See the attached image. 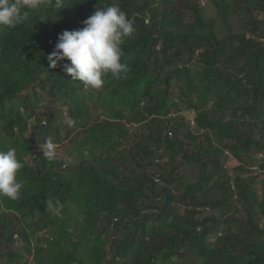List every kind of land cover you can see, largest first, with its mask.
<instances>
[{
    "label": "trees",
    "instance_id": "trees-1",
    "mask_svg": "<svg viewBox=\"0 0 264 264\" xmlns=\"http://www.w3.org/2000/svg\"><path fill=\"white\" fill-rule=\"evenodd\" d=\"M208 2L64 0L0 28V151L24 164L0 264H264V0ZM112 3L129 71L97 90L49 67L58 34Z\"/></svg>",
    "mask_w": 264,
    "mask_h": 264
},
{
    "label": "clouds",
    "instance_id": "clouds-1",
    "mask_svg": "<svg viewBox=\"0 0 264 264\" xmlns=\"http://www.w3.org/2000/svg\"><path fill=\"white\" fill-rule=\"evenodd\" d=\"M52 6L62 9L64 0H0V28H16L29 21L31 13ZM82 25L79 29L64 30L58 34L55 49L47 59L49 67L53 69L61 61H69L62 65L67 75L85 87L98 90L103 87L109 74L118 77L129 71L128 65L122 62L121 46L125 38L134 33V23L119 4L112 3L96 8ZM74 123V120L68 121L69 125ZM55 148L49 138L43 146V155L54 160ZM23 168L16 148L0 151V198L6 197L12 201L20 199L24 184L18 177ZM47 206L56 216L61 214L64 207L55 198L49 199Z\"/></svg>",
    "mask_w": 264,
    "mask_h": 264
},
{
    "label": "rangeland",
    "instance_id": "rangeland-1",
    "mask_svg": "<svg viewBox=\"0 0 264 264\" xmlns=\"http://www.w3.org/2000/svg\"><path fill=\"white\" fill-rule=\"evenodd\" d=\"M199 3L201 6H203L206 10V12L208 13V15H213V12H211V8H213V4L209 3L208 0H199ZM184 117L186 118L187 121L191 122L194 116V113L191 110H185L184 112ZM179 114V113H178ZM36 149L40 150L42 148L41 145L36 144ZM62 146L60 147V151L62 152V157H66L69 152L72 150V148L74 147V145L70 142V141H64L63 144H61ZM77 160V158L75 156H73V161L72 163H74ZM231 165V164H230ZM207 213H210V211H206ZM18 245H21V243L19 242ZM28 263L32 262V258L31 256H28L27 258Z\"/></svg>",
    "mask_w": 264,
    "mask_h": 264
}]
</instances>
